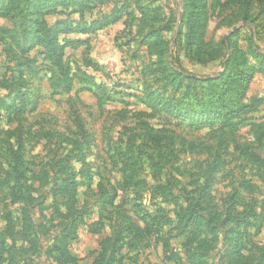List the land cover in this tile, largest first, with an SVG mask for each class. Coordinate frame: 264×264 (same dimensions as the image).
Returning <instances> with one entry per match:
<instances>
[{"label": "rangeland", "instance_id": "obj_1", "mask_svg": "<svg viewBox=\"0 0 264 264\" xmlns=\"http://www.w3.org/2000/svg\"><path fill=\"white\" fill-rule=\"evenodd\" d=\"M81 1L0 0V101L12 100L20 68L27 104L14 121H0V215L10 210L17 228L20 217L38 226L36 238L29 230L0 233L8 244L2 264H264L258 1ZM20 14L28 16L22 29ZM43 25L63 45L74 75L69 92L55 91L46 53L30 47ZM30 58V67L17 66ZM234 66L248 78L236 102L237 84L228 79ZM222 105L234 113L220 114ZM18 127L29 212L1 185ZM80 134L86 142L67 165L77 171L81 160L90 175L77 190L78 211L64 217V206L53 212L60 199L50 190L54 176L42 171L66 166L62 159L53 169L51 159ZM128 146L134 165L123 192L115 160ZM89 178L94 191L116 186L111 204L86 194Z\"/></svg>", "mask_w": 264, "mask_h": 264}, {"label": "trees", "instance_id": "obj_2", "mask_svg": "<svg viewBox=\"0 0 264 264\" xmlns=\"http://www.w3.org/2000/svg\"><path fill=\"white\" fill-rule=\"evenodd\" d=\"M91 1L92 0H87L84 2L90 3ZM257 1L260 6L259 11L262 14H264V0H257ZM20 17H21L22 22L19 27L22 29L24 24L28 21V16L24 14H20ZM73 30L87 31L85 28H74ZM50 32L51 30L43 25L42 28H39L38 30L37 34L39 36L35 38V40L31 43L30 47H35L39 45L46 53L47 56L44 60L48 64H46L45 67H46L47 75H49L48 78L51 81L52 86L55 89V91L60 92V93L69 92L72 88V80L74 78V75L71 74L70 72V67H69L68 62H66L62 57L63 56V52H62L63 45L59 46L57 39H56V32L53 34H50ZM21 33L23 32L21 31ZM51 36H53V38H51ZM260 55L262 57L259 60L258 69L259 71H262L264 73V53L261 52ZM33 62L34 61L30 58V60H23L20 62L17 61L16 64L18 67L25 66L26 64L27 65L25 67L26 69L27 67H30V64ZM17 69L18 71H20L18 80L14 84L15 88L13 89V91L9 92L10 94L12 92L14 93V96L11 98L12 100L10 102L0 101V121L1 122L8 121L9 123V122L14 121L17 117H19L24 112L25 106L27 105V104H24V102L22 101V97L25 91H21V87L26 85L25 82H22L25 79L24 70L20 68H17ZM237 72H238L237 68L236 66H234L230 74L228 75V79H230L231 82L237 84V87H238V89L233 90L232 98L233 100L236 99L235 102L237 101V98H239V96L242 93V92H239V89L243 88L248 80V78L245 76H238ZM13 80H15V76L12 77V81ZM8 83H9L8 79L2 80V86L7 87ZM209 91H210L209 94H211L212 97L216 96L214 95L213 91L211 90ZM222 95H223L222 92L221 93L219 92L217 94V96L219 97H221ZM180 107H181L180 105L174 107L179 115L181 111L184 112V110H181L182 108L180 109ZM250 107L252 106L251 105L247 106V108H250ZM219 111H220V114H225V115H227L228 113H234V110L230 105H226V106L222 105ZM16 130H18V132L17 134H15V137H16L15 142L13 144H9L7 147L9 154H12V156L8 158V162H7L8 165L5 166L7 170L8 178H6V180H4L1 185H3L4 183H8V186H9L8 189L11 191V196L13 197L11 198L12 202L16 204L18 203L19 206H22L20 211L29 212L30 202H28V200L29 199L31 200V197L30 195L25 196L24 192H22L25 186V183L23 181H26L27 179V176L25 174L26 168L22 165L24 160L22 158V155L20 154V151L24 145L23 138H22L24 133H20L22 132V129L19 127ZM69 141H70V144H68L66 147L65 146L63 147L65 152L59 151L61 154L58 155L57 153H55L51 159L53 162H55L53 165V169L54 167H56V164L60 162L62 159L66 163V166L64 164L58 163L57 170L49 171L48 169H44L42 171L43 177L45 178L46 177L48 178L49 173L52 176H54V180H53L52 185L50 186V190L54 197H60V199L57 201L53 212L59 213L62 207L64 206L65 213L63 214V212H61V214L64 217L69 216L70 214L78 211L76 193L79 188V185L81 184L82 178L86 176L87 174L90 175V169L87 168L81 160H79L80 168L77 171L67 165V163L73 157L74 152L76 150L78 151L81 150V145H83L86 142V135H82V134L76 135L75 137H72ZM61 155H64L63 156L64 158L57 160L58 157H62ZM114 155H116V153L113 155L111 154L109 156V159L114 158L113 157ZM115 162H116V166L119 167V170L121 173L119 188L123 190L124 192L127 188L130 187V180L132 177L131 170L134 165V157L132 156V149L130 148V146H128V148L125 149V151L120 155L118 160H115ZM112 163H114V160H112ZM0 168H2V166ZM78 177H80L79 180H78ZM92 183L93 181L90 180L89 178L87 180V185H86L87 191L85 190L86 194L87 192L93 191L94 193H96L97 198L101 200L100 203L101 205L103 204L102 206H105L106 204H111L112 202L111 200L114 198L116 194L115 193L116 186L110 185V189H111L110 190V189H106L105 186L103 187L101 185L99 186L98 191H94L93 189L95 188L92 185ZM112 191H113V195L110 194ZM108 194L111 195L110 197L111 200L109 199ZM2 206L7 207V204H3ZM19 206H18V209H19ZM7 208L10 209L9 207ZM2 213L3 214L0 215V219L4 218L5 222L3 223V227L0 229V233L6 234L8 236V235H12V233L20 234L18 233V231H20L21 235H24L25 232L23 233V231L29 230V233H30L29 236H31L32 238H36L35 231L38 229V226L36 224L35 225L29 224L27 226V224L24 223L25 220H23L20 217L19 224L22 222V225H20L17 228V226H15V223H16V219L18 218L13 217V215H11L12 213L10 210H7ZM191 215L192 213L189 215V218H191ZM73 218L75 219V216H73ZM26 220H29L27 216H26ZM205 229L206 231L213 230L211 226H209L208 224H205ZM28 241L29 243H31L30 238ZM7 247H8V244L4 240H1L0 241V264L4 263L6 259V256L4 254L7 250ZM29 247L30 246H28V248Z\"/></svg>", "mask_w": 264, "mask_h": 264}]
</instances>
